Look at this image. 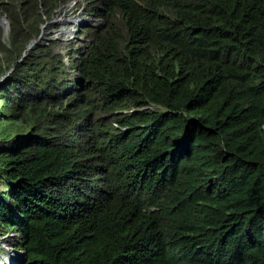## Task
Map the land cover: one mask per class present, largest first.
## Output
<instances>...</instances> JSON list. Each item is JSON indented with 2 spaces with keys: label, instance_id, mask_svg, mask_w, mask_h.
<instances>
[{
  "label": "trees",
  "instance_id": "16d2710c",
  "mask_svg": "<svg viewBox=\"0 0 264 264\" xmlns=\"http://www.w3.org/2000/svg\"><path fill=\"white\" fill-rule=\"evenodd\" d=\"M84 5L105 27L71 84L53 43L25 52ZM3 17L0 232L21 264H264V0H0Z\"/></svg>",
  "mask_w": 264,
  "mask_h": 264
},
{
  "label": "rangeland",
  "instance_id": "374dc122",
  "mask_svg": "<svg viewBox=\"0 0 264 264\" xmlns=\"http://www.w3.org/2000/svg\"><path fill=\"white\" fill-rule=\"evenodd\" d=\"M85 7L86 5L79 10H71L70 12L62 8L55 18L48 21L43 27L44 32L41 40L37 41L38 44L53 43L50 46L52 55L62 56V61L65 64V69L62 70L59 78L61 81H70L71 84L76 83L79 78L72 69L70 53L78 50L85 52L90 49L93 42L89 35V29L105 27L102 21L94 22L90 17H87ZM45 62L51 64L49 60ZM11 73L12 71L0 76V89L9 80ZM0 148L5 149V143L0 142ZM6 192L7 190H4V193ZM17 239L18 236L14 233L5 236L0 232V264H21L23 251L16 246Z\"/></svg>",
  "mask_w": 264,
  "mask_h": 264
},
{
  "label": "water",
  "instance_id": "95a60500",
  "mask_svg": "<svg viewBox=\"0 0 264 264\" xmlns=\"http://www.w3.org/2000/svg\"><path fill=\"white\" fill-rule=\"evenodd\" d=\"M62 10V9H61ZM0 25L3 27L4 29V36L7 37L9 31H10V27H11V23L10 21H8L7 18L3 17V18H0ZM38 45V43L36 41H32L30 43V45L28 46V49L26 51V54L32 50L35 49V47Z\"/></svg>",
  "mask_w": 264,
  "mask_h": 264
}]
</instances>
